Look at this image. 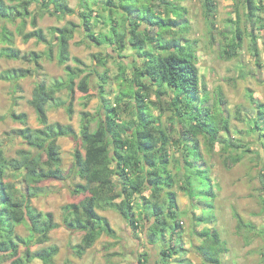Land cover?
<instances>
[{
    "label": "trees",
    "instance_id": "16d2710c",
    "mask_svg": "<svg viewBox=\"0 0 264 264\" xmlns=\"http://www.w3.org/2000/svg\"><path fill=\"white\" fill-rule=\"evenodd\" d=\"M153 1L118 0L116 3L109 0L105 9L110 11V22H114L113 8H123L124 12L108 32L98 34L92 31V27L99 23L94 19V10L88 9L87 0L82 1L84 10L79 15L92 42L116 45L120 57L121 52L130 47L142 60L135 65L132 78H123L128 87L121 91L113 103L105 99L107 71L100 74V94L104 101L105 116L101 115L93 129L92 123L96 118L89 111H82L81 129L77 133L70 124L50 122L48 105L54 102L58 106H65L72 116V99L60 100L57 94L66 89L73 98L76 86L85 94L84 107L90 103V74L85 73V68L70 63L73 60L82 64V60L71 56L70 52L71 40L79 24L68 20L63 26L49 27V33L38 24V19L46 14L65 19L75 14L76 10L68 0H0V18L13 23L19 20L17 31L25 42L36 39L38 43L47 45L43 52H23L14 45V32L3 25L1 40L6 45L0 48V59L21 60L33 63L34 67L7 68L0 72V78L12 82L17 89L20 79L42 74L43 57L52 60L55 49L58 63L64 66L67 74L66 79H57L51 84L47 80L39 81L34 88L30 104L41 127L30 126L25 112H10L12 119L22 124V127L14 130L15 135L22 138L30 149H20L18 157L7 158L0 141V264L5 261H10L7 264H54V257L60 247L57 244H44L50 241V232L58 227V223L53 212L38 210L32 205V199L41 191L42 182L66 179L58 143L62 136L72 137L81 144L74 150L72 171L84 182L76 184L73 193L87 195L80 202L67 203L62 207L63 225L70 231L83 232L80 243L72 246L77 256L82 257L104 233L116 237L109 219L97 211L105 208L117 210L134 233L141 227L146 233L148 244L162 245L160 256L163 261L168 262L181 251L186 252L174 238L180 237L181 228L177 192L174 189L177 176L171 170L174 161L181 170L182 184L179 186L192 200V206L201 208L202 216L197 219L199 222H212L213 216L208 211L213 210L206 201L213 198L214 193L210 175L206 174L207 169L201 163L203 155L199 136H204L210 144L216 143L221 130L229 132V120L220 110L213 112L210 107L199 103V96L201 92L205 93L206 88L201 82L194 43L189 39L181 43L177 37L178 32L186 28H180L177 21L183 17L180 6L172 1L158 0L161 7L168 3L167 15L162 16L161 11L153 8ZM241 1L247 8L248 17L257 16L261 3L257 0ZM33 4L38 5V8L31 9ZM204 5L206 15L213 16L217 1L204 0ZM169 11L175 17H171ZM28 23L32 26L31 30H27ZM175 26H179L180 31L171 32ZM169 33L172 37H165ZM232 39L231 52L237 54L244 39L238 22L233 28ZM254 48L258 55L256 39ZM96 58L101 64H106L99 54ZM119 67L127 70L123 64ZM80 76L76 83V77ZM151 93L155 94V100L149 98ZM129 94L136 104L125 100ZM251 98L257 105L251 129L262 131L261 137L264 138V104L253 95ZM161 99L168 102L174 114L172 121H176V125L172 123L170 127L165 126L160 116L152 112V107L157 108ZM133 106L134 117L121 119L122 112ZM4 118L5 115L0 116V119ZM173 130L177 133L176 137L172 134ZM220 142L226 148H237V153L229 156L230 163L236 164L242 159L244 152L238 151L244 144H235L230 139H220ZM172 146H183L181 157L173 158ZM262 146L264 150L263 143ZM8 167L15 176L21 177V185L7 180ZM260 180L264 189V171L260 174ZM199 182H206L209 187L207 191L199 193L203 195L198 196L196 190H200ZM261 200L264 208V196ZM147 221H151L150 226L146 224ZM239 223H242L240 218ZM21 224L29 228L27 236L16 232V227ZM168 236L173 243L167 240ZM199 236L202 243L197 249L203 258L200 264H223L221 253L224 247L219 231L205 227ZM36 245L44 246L33 250ZM21 246H25L23 253L20 252ZM143 259L139 261L144 262ZM64 264L72 262L66 259Z\"/></svg>",
    "mask_w": 264,
    "mask_h": 264
},
{
    "label": "rangeland",
    "instance_id": "374dc122",
    "mask_svg": "<svg viewBox=\"0 0 264 264\" xmlns=\"http://www.w3.org/2000/svg\"><path fill=\"white\" fill-rule=\"evenodd\" d=\"M82 1L68 0L76 13L68 15L65 19L49 14L38 19L39 26L46 32L49 27L63 26L68 20L79 24L75 37L71 40L70 52L71 56L81 59L82 64L73 60L70 63L85 68V73L90 74L92 88L90 103L84 107L85 94L76 86L73 98L66 89L57 94L60 100L72 99L74 109L72 116L68 114L65 106H58L54 102L48 105L50 122L70 124L77 133H80L81 129L82 111L87 110L96 118V121L92 123L93 129L96 128L101 115L105 116L104 101L100 94V84H102L100 74L107 71L108 82L104 85L105 99L113 103L121 91L128 87L127 81L123 78H132L135 65L142 60L130 47L122 51V57H120V50L116 45L106 43L98 45L92 42L88 37L89 33L82 26L79 15V12L84 10ZM87 1L88 9L94 10V19L99 22L92 27L94 34L108 32L110 27L120 20L124 12L123 8L118 10L113 8L115 10L112 14L114 22H110V11L105 9L109 0ZM168 1L180 6L183 17L178 18L177 21L180 28L186 26L181 31L178 29L179 26H175L171 32L180 31L177 37L180 38L181 43H185L187 39L194 43L201 82L206 88L205 93L201 92L199 96V103L210 107L213 112L220 110L222 115L227 116L229 120V132L221 130L216 143L210 144L204 136H199L203 155L201 163L207 169L206 174L210 175L214 193V197L206 201L213 210L208 211L213 216V220L204 223L197 219L202 216L201 208L192 206V200L180 187L182 184L181 170L178 169V163L174 161L171 170L177 176L174 189L177 192L178 215L181 223L180 237L174 238H177L175 241L179 242L178 245L183 246L186 252L181 251L168 262L163 261L160 256L162 245L148 244L144 230L140 227L134 233L122 217V221L112 220L116 237L104 233L82 257L77 256L72 246L80 243L83 232L70 231L63 225L62 207L67 203L80 202L87 195V193L78 195L73 193L75 185L84 182L72 171L74 150L81 144L72 137L62 136L58 143L61 148L62 169L66 174V179L42 182L41 191L32 199V205L38 210L53 212L55 221L58 223V227L50 232V241L44 244H57L60 247L59 253L54 257V264H64L66 259L71 260L72 264H184L185 262V264H200L203 258L197 249L202 243L199 232L205 227L216 229L221 235L224 247L221 253L223 264H264V208L261 200L264 196V189L260 180V174L264 171V150L262 148L264 138L261 137L262 131L256 128L255 131L251 129V124L257 114V105L251 95L264 104V0H257L262 7L257 11V16L251 18L248 17L247 8L241 0H216L217 9L211 17L206 15L204 0ZM114 2L118 3V0ZM152 5L156 11L162 12V16L167 15L168 3L161 7L158 5V0H154ZM36 8H38L36 4L31 7L33 10ZM169 14L175 17L173 12L169 11ZM236 22L239 23L244 39L237 54H233L231 45ZM18 24L19 20L13 23L0 18V48L6 45L1 40L3 25H7L14 32V45L23 52H43L47 48L46 44L38 43L36 39L25 42L17 31ZM31 29L32 26L28 23L27 30ZM165 37L170 38L172 35L169 33ZM254 39H256L258 55L255 52ZM56 53L55 49L52 60L44 56L41 61L42 74L28 75L20 79L17 89L12 82L0 78V116L5 115L4 119H0V141L7 158L18 157L17 152L20 149H30L22 138L15 135L14 130L22 127V124L13 120L10 112L12 110L25 112L28 115L30 126L41 127L37 114L30 104L34 88L39 81L47 80L51 84L57 79L67 77L64 66L58 63ZM97 54L105 59V65L96 58ZM121 64L125 65L127 70L120 69ZM11 67L33 68L34 64L21 60L0 59V72ZM81 77H76V83ZM149 98L155 100V94L151 93ZM125 100L136 104L131 94ZM134 112V106L131 109L128 108L122 112L121 119L133 118ZM152 112L160 116L165 126H172L174 114L166 99H161L157 108L152 107ZM173 124L176 125V121ZM172 134L177 136L174 130ZM220 139H230L235 144L240 142L244 144L243 148L238 151L239 153L244 152L238 163L232 164L229 160L230 155L237 153V148H226ZM182 152H184L183 146L171 147L173 158L181 157ZM7 173V180L21 185V177L15 176L11 168L8 167ZM198 184L200 190H196V195H203L199 193L207 191L209 186L206 182ZM148 193L149 191L146 192ZM239 218L242 220L241 225ZM146 224L150 226L151 221H147ZM16 232L27 236L29 228L21 224L16 227ZM167 238L173 243L172 238L170 240L169 236ZM44 245H36L33 250ZM24 250L25 246H21L20 252L23 253ZM143 258L145 261L140 262L139 259L144 260ZM9 262L5 261L4 264Z\"/></svg>",
    "mask_w": 264,
    "mask_h": 264
},
{
    "label": "crops",
    "instance_id": "0c3cea01",
    "mask_svg": "<svg viewBox=\"0 0 264 264\" xmlns=\"http://www.w3.org/2000/svg\"><path fill=\"white\" fill-rule=\"evenodd\" d=\"M104 210V211H101ZM98 213L107 217L112 225V220L122 221L123 218L121 214L118 211H115L114 209H97ZM113 227V226H112ZM158 245V244H156Z\"/></svg>",
    "mask_w": 264,
    "mask_h": 264
}]
</instances>
